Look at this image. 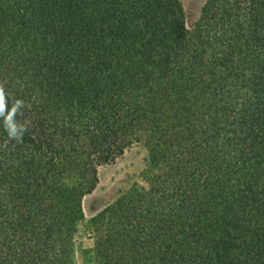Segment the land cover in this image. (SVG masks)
Listing matches in <instances>:
<instances>
[{
  "label": "trees",
  "instance_id": "1",
  "mask_svg": "<svg viewBox=\"0 0 264 264\" xmlns=\"http://www.w3.org/2000/svg\"><path fill=\"white\" fill-rule=\"evenodd\" d=\"M0 91V264H72L136 143L158 172L93 217V264H264V0L191 29L181 0H0Z\"/></svg>",
  "mask_w": 264,
  "mask_h": 264
},
{
  "label": "rangeland",
  "instance_id": "2",
  "mask_svg": "<svg viewBox=\"0 0 264 264\" xmlns=\"http://www.w3.org/2000/svg\"><path fill=\"white\" fill-rule=\"evenodd\" d=\"M181 2L186 11L188 27L191 29L198 20L206 0H181ZM153 170L148 148L143 143L132 145L113 163L100 167L99 184L85 197L83 201L85 217L74 226L71 236L72 264H93L95 257L93 217L133 183L145 184L146 180L151 179L158 172L157 169Z\"/></svg>",
  "mask_w": 264,
  "mask_h": 264
},
{
  "label": "clouds",
  "instance_id": "3",
  "mask_svg": "<svg viewBox=\"0 0 264 264\" xmlns=\"http://www.w3.org/2000/svg\"><path fill=\"white\" fill-rule=\"evenodd\" d=\"M18 103H20V102L18 101ZM4 109H5V99H4V94H3L2 91H0V111H4ZM11 111H12V110H11ZM9 135H10V136H13V137L16 136L14 132H9Z\"/></svg>",
  "mask_w": 264,
  "mask_h": 264
}]
</instances>
